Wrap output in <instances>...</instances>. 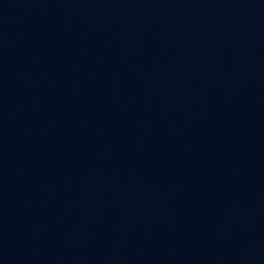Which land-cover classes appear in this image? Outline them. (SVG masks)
Returning a JSON list of instances; mask_svg holds the SVG:
<instances>
[{
  "label": "water",
  "instance_id": "water-1",
  "mask_svg": "<svg viewBox=\"0 0 264 264\" xmlns=\"http://www.w3.org/2000/svg\"><path fill=\"white\" fill-rule=\"evenodd\" d=\"M0 264H264V0H0Z\"/></svg>",
  "mask_w": 264,
  "mask_h": 264
}]
</instances>
